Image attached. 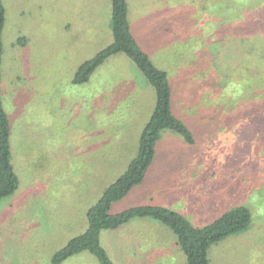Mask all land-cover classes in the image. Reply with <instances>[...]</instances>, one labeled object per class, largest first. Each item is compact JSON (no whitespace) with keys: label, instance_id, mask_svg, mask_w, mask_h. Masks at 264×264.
Instances as JSON below:
<instances>
[{"label":"rangeland","instance_id":"374dc122","mask_svg":"<svg viewBox=\"0 0 264 264\" xmlns=\"http://www.w3.org/2000/svg\"><path fill=\"white\" fill-rule=\"evenodd\" d=\"M2 1L1 91L19 184L0 201V264H52L126 168L155 91L122 52L88 81L72 82L77 67L113 39L110 0ZM127 2L132 32L167 71L174 113L195 142L162 130L150 195L128 193L111 212L148 202L200 227L245 205L249 226L212 244L210 263L264 264V106L246 75L256 65L245 57L256 54L241 43L264 47V23L257 22H264V0ZM158 224L133 219L103 230L101 244L115 264H185L173 234ZM60 264L100 263L81 251Z\"/></svg>","mask_w":264,"mask_h":264},{"label":"trees","instance_id":"16d2710c","mask_svg":"<svg viewBox=\"0 0 264 264\" xmlns=\"http://www.w3.org/2000/svg\"><path fill=\"white\" fill-rule=\"evenodd\" d=\"M111 1L112 41L98 50L92 57L83 61L72 78L74 84L89 80L93 71L109 56L122 52L126 54L144 75L155 91V104L150 117L142 128L135 156L129 161L125 170L108 184L98 199L86 211L87 225L83 232L71 237L51 256L52 264H60L67 258L81 252H90L100 264H115L107 250L101 244L103 230H118L133 219L154 220L168 229L175 237V244L185 255V264H211L209 249L212 244L243 232L251 221V213L245 205L233 206L203 226L193 225L183 214L168 207L156 204L129 206L119 212L112 213V204L121 200L129 191L141 184L156 155V144L164 129L178 133L184 140L192 144L194 134L173 110L172 87L167 71L158 67L149 54L134 36L128 18L127 0ZM259 14L261 12L258 11ZM264 14V13H263ZM264 18V15H263ZM263 24V19L257 20ZM261 22V23H260ZM5 23V7L0 0V66L2 60V33ZM250 27L251 22H249ZM255 31V30H254ZM242 36L241 32H237ZM252 36V35H251ZM242 46L247 52H255L256 56L249 61L247 80L255 91L257 101L264 106V47L249 46V40L242 39ZM246 52V53H247ZM1 91L0 72V201L11 196L18 187L19 179L11 162L10 119L6 112Z\"/></svg>","mask_w":264,"mask_h":264},{"label":"crops","instance_id":"0c3cea01","mask_svg":"<svg viewBox=\"0 0 264 264\" xmlns=\"http://www.w3.org/2000/svg\"><path fill=\"white\" fill-rule=\"evenodd\" d=\"M157 148H158V146H157ZM136 151H137V147H135L133 150H131V155L129 156V157H126V161H125V163H124V165L125 164H128L129 163V161L135 156V154H136ZM157 153H158V151H157ZM157 153H156V155H155V158H154V160H153V162H152V164L150 165V167L153 165V169H152V171L151 172H147V175H146V177H145V179H144V181L141 183V184H139V185H137V186H135V187H133L131 190H130V192L129 193H134L135 194V197H146V198H148L147 196H149L150 194H149V191H152V190H150L151 189V187L155 184V183H152V184H150V182H148L150 179H149V177H151L152 176V173L154 172V165L155 164H157V159H158V155H157ZM127 166V165H126ZM150 167H149V169H150ZM125 170V169H124ZM149 171V170H148ZM123 172V171H122ZM149 179V180H148ZM149 186H150V188H149ZM141 204H149L148 202H146V203H138L137 202V205H141ZM157 205V204H156ZM150 221H152V220H150ZM158 225H160V224H158Z\"/></svg>","mask_w":264,"mask_h":264}]
</instances>
